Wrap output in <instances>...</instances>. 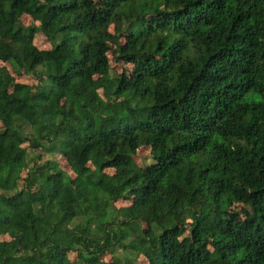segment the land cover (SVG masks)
Segmentation results:
<instances>
[{"label":"trees","instance_id":"trees-1","mask_svg":"<svg viewBox=\"0 0 264 264\" xmlns=\"http://www.w3.org/2000/svg\"><path fill=\"white\" fill-rule=\"evenodd\" d=\"M0 63V264H264V0H0Z\"/></svg>","mask_w":264,"mask_h":264},{"label":"rangeland","instance_id":"rangeland-1","mask_svg":"<svg viewBox=\"0 0 264 264\" xmlns=\"http://www.w3.org/2000/svg\"><path fill=\"white\" fill-rule=\"evenodd\" d=\"M20 21L23 25L28 26L30 24L35 23L34 20L32 19L31 16L27 15V14H23L20 17ZM110 32L112 33V50L108 53V57H109V61H110V65L113 68V70L115 72H121L122 69H127V70H132V65L129 63H125V62H119L116 59V52H115V48L123 43V40L121 38H118L115 36V31L113 29L112 26H110ZM34 43L40 47L41 49H49L51 47L50 43L48 42V40L46 39V37L42 34V33H37L35 35V39H34ZM0 66H3L7 69V71L9 72V74L11 75V77L19 82H26V83H30V84H35L36 80L31 77L28 76L26 74H15L14 72H12L11 68L9 65H7L6 63H0ZM81 101V100H78ZM24 146H27V144H24ZM152 151V147L151 146H141L139 148V153L141 155H148L149 153H151ZM32 153L31 151H29L28 156L31 157ZM46 158H54V160H56V162L58 163L59 167H61L64 171H66L69 174V179L74 178V173L71 171L67 158L66 156L58 151L55 152V154H44L42 156V159H46ZM107 173H113L114 170L113 169H106L105 170ZM26 173V169H23L22 175L24 176ZM127 202L125 201H117L116 202V206L117 207H122V206H126ZM183 233L185 234L186 231H183ZM0 239H8V236H0ZM69 258L70 260H74L76 258V252H70L69 253ZM107 258H109V256H107ZM135 263L136 264H148V261L145 259V257L143 255H139L136 256L135 259Z\"/></svg>","mask_w":264,"mask_h":264}]
</instances>
